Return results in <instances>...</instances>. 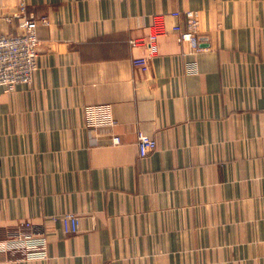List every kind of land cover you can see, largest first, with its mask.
Wrapping results in <instances>:
<instances>
[{
  "label": "crops",
  "instance_id": "1",
  "mask_svg": "<svg viewBox=\"0 0 264 264\" xmlns=\"http://www.w3.org/2000/svg\"><path fill=\"white\" fill-rule=\"evenodd\" d=\"M7 5L49 24L31 86L0 87V240L46 244L0 264H264V0H0L14 35ZM173 10L182 28L198 12L203 49L167 34L139 73L129 38ZM87 106L109 108L119 144L102 127L89 145ZM138 130L156 143L142 158ZM89 210L95 230L63 233L62 213Z\"/></svg>",
  "mask_w": 264,
  "mask_h": 264
},
{
  "label": "built area",
  "instance_id": "2",
  "mask_svg": "<svg viewBox=\"0 0 264 264\" xmlns=\"http://www.w3.org/2000/svg\"><path fill=\"white\" fill-rule=\"evenodd\" d=\"M5 19H16L18 27L22 30L20 34L4 35L0 34V87L7 89L21 84L26 87L31 86L33 75L38 68V46L39 37L37 35V25L39 22L49 24L47 16L35 18L26 14L25 6L16 7L7 5L2 11ZM181 15L179 10L170 12L159 11L151 15V24L145 35H132L129 38L131 46L141 45L146 48V54L134 56L131 61L133 67L139 73H146L149 70L150 61L158 55V41L167 34H175L178 40L186 42L192 53H197L203 48L199 40V14L196 10L184 12L186 26L182 28L179 22H169L172 18L177 20ZM187 74L197 73V64L190 62L185 65ZM142 83L141 78L133 80L134 89H138ZM86 131L90 146L98 144L97 130L108 127V138L111 144L120 143L119 135L114 131L117 121L112 117L108 107L87 106L85 109ZM136 143L139 156L142 158L156 148L155 140L143 131L138 130ZM62 230L65 235L80 234L96 229V215L94 211L65 212L59 216ZM46 240L43 236H35L30 233L18 235L14 238L1 239L0 250L10 248H30L45 246ZM28 258H45L46 252L29 251Z\"/></svg>",
  "mask_w": 264,
  "mask_h": 264
},
{
  "label": "trees",
  "instance_id": "3",
  "mask_svg": "<svg viewBox=\"0 0 264 264\" xmlns=\"http://www.w3.org/2000/svg\"><path fill=\"white\" fill-rule=\"evenodd\" d=\"M22 32V30H20V33ZM20 33H18V34H20ZM5 35V34H4ZM14 35H16V34H14Z\"/></svg>",
  "mask_w": 264,
  "mask_h": 264
}]
</instances>
